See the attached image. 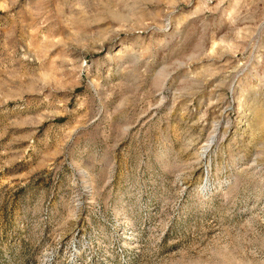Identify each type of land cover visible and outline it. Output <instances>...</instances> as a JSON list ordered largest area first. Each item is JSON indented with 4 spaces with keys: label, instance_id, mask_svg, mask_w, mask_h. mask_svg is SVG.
Returning <instances> with one entry per match:
<instances>
[{
    "label": "rangeland",
    "instance_id": "374dc122",
    "mask_svg": "<svg viewBox=\"0 0 264 264\" xmlns=\"http://www.w3.org/2000/svg\"><path fill=\"white\" fill-rule=\"evenodd\" d=\"M0 264H264V0H0Z\"/></svg>",
    "mask_w": 264,
    "mask_h": 264
}]
</instances>
